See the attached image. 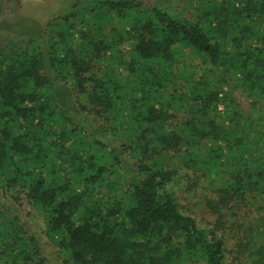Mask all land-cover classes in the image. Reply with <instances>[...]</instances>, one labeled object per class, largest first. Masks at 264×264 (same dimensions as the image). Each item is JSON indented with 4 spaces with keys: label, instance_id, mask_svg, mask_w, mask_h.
<instances>
[{
    "label": "trees",
    "instance_id": "trees-1",
    "mask_svg": "<svg viewBox=\"0 0 264 264\" xmlns=\"http://www.w3.org/2000/svg\"><path fill=\"white\" fill-rule=\"evenodd\" d=\"M160 2L0 46V264H264V0Z\"/></svg>",
    "mask_w": 264,
    "mask_h": 264
},
{
    "label": "rangeland",
    "instance_id": "rangeland-1",
    "mask_svg": "<svg viewBox=\"0 0 264 264\" xmlns=\"http://www.w3.org/2000/svg\"><path fill=\"white\" fill-rule=\"evenodd\" d=\"M75 1L77 0H0V46L22 45L32 38L39 41L43 26L53 17L70 9ZM141 1L154 3L164 0ZM173 1L175 4H182L181 0ZM235 95L238 102L249 109L243 92L237 90ZM219 108L223 109V106ZM197 213L200 215L202 212ZM204 215L209 216L207 212Z\"/></svg>",
    "mask_w": 264,
    "mask_h": 264
}]
</instances>
